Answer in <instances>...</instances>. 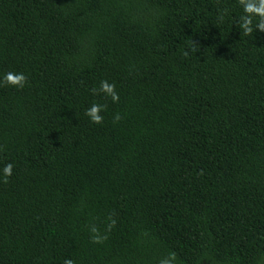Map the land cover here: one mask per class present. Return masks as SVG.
<instances>
[{
	"label": "trees",
	"instance_id": "obj_1",
	"mask_svg": "<svg viewBox=\"0 0 264 264\" xmlns=\"http://www.w3.org/2000/svg\"><path fill=\"white\" fill-rule=\"evenodd\" d=\"M241 15L240 0H0V74L28 77L0 87V264H264V33ZM101 80L117 103L92 94Z\"/></svg>",
	"mask_w": 264,
	"mask_h": 264
},
{
	"label": "clouds",
	"instance_id": "obj_2",
	"mask_svg": "<svg viewBox=\"0 0 264 264\" xmlns=\"http://www.w3.org/2000/svg\"><path fill=\"white\" fill-rule=\"evenodd\" d=\"M240 4L243 8V15L236 19L237 27L243 32L244 35H250L254 31L264 33V0H240ZM253 17H256V23L253 25ZM28 83V77L23 72L8 71L0 74V87L9 86L12 88L23 89ZM93 95H99L103 93L104 96L110 97L113 103L119 101V94L115 90V85L110 84L107 80H101L99 89L93 88ZM105 110V105L99 103H92L88 108L84 110V115L89 119L92 124H101L104 117L101 113ZM114 121L120 119L119 114L113 117ZM12 163H6L0 168V179L7 182V179L13 174ZM115 221H112L114 224ZM93 234L91 239L93 243H102L106 237L98 234L95 227L91 228ZM63 264H75V261L70 258H65ZM159 264H176V254L170 252L168 256L159 261Z\"/></svg>",
	"mask_w": 264,
	"mask_h": 264
}]
</instances>
